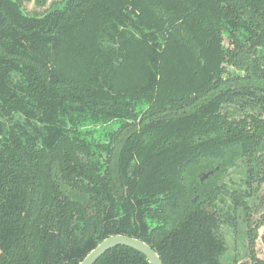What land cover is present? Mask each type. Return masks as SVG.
<instances>
[{"label": "trees", "instance_id": "16d2710c", "mask_svg": "<svg viewBox=\"0 0 264 264\" xmlns=\"http://www.w3.org/2000/svg\"><path fill=\"white\" fill-rule=\"evenodd\" d=\"M20 1L0 0V264H80L114 235L220 264L199 175L262 146L220 114L221 26L264 36V0H65L41 18ZM127 119L108 144L79 128ZM96 264L150 263L120 246Z\"/></svg>", "mask_w": 264, "mask_h": 264}, {"label": "flooded vegetation", "instance_id": "af4514ba", "mask_svg": "<svg viewBox=\"0 0 264 264\" xmlns=\"http://www.w3.org/2000/svg\"><path fill=\"white\" fill-rule=\"evenodd\" d=\"M64 1L21 0L19 4L26 15L41 18L62 8ZM32 4L34 10H30ZM245 19L246 17H243L242 21H238L236 27L229 23L221 26L220 46L224 61L220 67V82L217 83H227L230 86V90L227 91L231 94L229 97L233 95L236 97L232 102H229V97L226 98V101L221 104L220 114L232 123H243L251 134L257 135L256 139L261 137L262 146L257 152H251L255 155L254 157L246 154L237 157L233 162L231 158H226L223 170L218 166L214 170L199 175L201 184L206 186L208 192L217 193L208 210L215 213L219 220L217 236L221 240L220 264H264V84H260V75L264 76V36L261 37L259 33L254 36L247 33L242 28V22ZM260 69L263 72H259ZM235 79H237V86L236 82H233ZM249 83L252 86L255 85V88H252L250 94L244 96L241 87ZM137 109L147 111L149 106L140 104ZM133 123L134 120L128 119L103 125L86 122L79 128L81 133L87 135L89 141L108 144L110 133L121 131L123 126L128 129V125ZM221 202L229 204L230 212L227 211L225 214L219 211L218 205ZM240 213L242 217L237 219ZM237 220L245 225L244 234L239 230ZM224 224H233L235 233L241 237L242 241L245 240L244 252L247 253V259L240 260L237 245L232 251L233 259L227 258L230 248L222 233Z\"/></svg>", "mask_w": 264, "mask_h": 264}, {"label": "water", "instance_id": "95a60500", "mask_svg": "<svg viewBox=\"0 0 264 264\" xmlns=\"http://www.w3.org/2000/svg\"><path fill=\"white\" fill-rule=\"evenodd\" d=\"M124 246L143 254L150 264H163L160 256L147 243L125 235H114L106 238L93 249L80 264H96L108 251Z\"/></svg>", "mask_w": 264, "mask_h": 264}, {"label": "rangeland", "instance_id": "374dc122", "mask_svg": "<svg viewBox=\"0 0 264 264\" xmlns=\"http://www.w3.org/2000/svg\"><path fill=\"white\" fill-rule=\"evenodd\" d=\"M29 9V7H28ZM34 6L33 4L30 6V10H34ZM229 203V202H228ZM228 206L229 204L227 205V203H223L221 202V204L218 205V208L220 209L219 211L221 213H225L227 211L230 212V209H228ZM227 214V213H225ZM228 215H231V214H228ZM242 214L240 213L239 216H237V219H241V216ZM239 221V222H238ZM227 222V221H226ZM236 222L237 223V226L239 228V230L241 231L242 234H244L243 232H245V225L240 222V220H237ZM233 224H224V226L222 227V233L224 234V237L226 238L228 244H229V248H230V252L229 254L227 255V258L229 260H232L233 258V252L235 250V245H237V251L240 255V260H245L248 258L247 256V253H245V246H246V243H245V240L242 241L241 237L238 236L236 233H235V230H234V227L232 226Z\"/></svg>", "mask_w": 264, "mask_h": 264}]
</instances>
